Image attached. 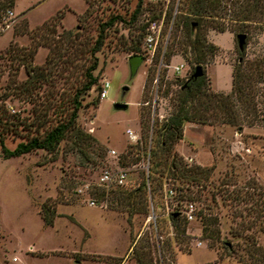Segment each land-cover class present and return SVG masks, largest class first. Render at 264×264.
I'll return each instance as SVG.
<instances>
[{
    "label": "rangeland",
    "instance_id": "374dc122",
    "mask_svg": "<svg viewBox=\"0 0 264 264\" xmlns=\"http://www.w3.org/2000/svg\"><path fill=\"white\" fill-rule=\"evenodd\" d=\"M136 1L92 0L91 12L81 18L86 0H14L9 8L12 14L2 12L0 132L5 146L13 148L35 130L28 124L32 112L42 109L47 99L53 104L57 102V91L68 89L79 78L85 53L75 57L74 47L68 46L62 31L80 28L89 39L95 34L97 22L109 11L128 17ZM176 1L143 0L142 7L147 9L139 19L150 8L161 10L158 18L163 17V21L157 45L162 52L173 42L168 61L160 55L155 62V52L150 60L141 47L144 59L130 76L127 57L131 53L116 37L123 35L122 39L127 41L135 29L120 22L117 32H110L96 52L98 64L94 73L99 76L100 88L103 81H108L106 94L100 97V90L92 87L84 95L77 120L94 137V143L73 144L70 135H66L55 152L36 149L6 158L0 148V264H134L128 254L133 242L136 246L147 243L146 259L150 264H264V123L249 125L240 120L237 126L220 120L185 122L182 137L172 144L171 152L187 165L209 168L208 176L189 183L188 198H177L176 185L186 182L166 173L159 176L158 189L150 192L149 187L156 182L151 175L157 173L150 172L146 178L152 155L147 169L143 159L144 150L150 146L151 152L154 145L151 125L168 117L182 79L200 65L207 87L229 92L231 71L239 60V51L243 50L244 58L249 59L264 53L263 15L261 21L250 22L243 49L238 48L236 34L230 30L209 29L206 40L216 46V51L212 57L206 53L210 61L204 66L194 62L190 52H182L183 31L180 25L173 24L176 12L170 23ZM168 9L171 12L167 20ZM57 12L63 14L55 25V34L59 35L48 39L45 35L49 37L51 32L41 27ZM87 38L79 36L75 45L83 47ZM44 40L48 45L43 44ZM31 46L36 47L34 64H43L49 51H61V59L69 68L63 69L61 61L59 72H53V77L36 86L33 93H25L19 88L26 78L19 54ZM75 62L78 66L70 69ZM180 63L183 67L174 72L173 65ZM152 72L155 79L146 81L144 86L147 74ZM96 97L97 104H91ZM116 101L127 103V107L114 108ZM209 117L215 119L211 113ZM12 118L25 124L14 128ZM126 128L140 135L137 143L128 138ZM137 153L139 158L132 160ZM116 160L127 168L126 181L105 194L95 186L97 176L102 168L114 167ZM144 175L148 191L147 198L144 194L145 210L130 215L126 205L112 199L113 191L136 187ZM88 193L95 198L93 205L88 203ZM42 204L54 208L51 224L42 219ZM189 205L194 214L191 219L186 217ZM172 211H178L179 219L186 221L185 236H175ZM152 213L154 219L149 217ZM204 215L216 219L211 226H216L218 237L202 235Z\"/></svg>",
    "mask_w": 264,
    "mask_h": 264
},
{
    "label": "trees",
    "instance_id": "16d2710c",
    "mask_svg": "<svg viewBox=\"0 0 264 264\" xmlns=\"http://www.w3.org/2000/svg\"><path fill=\"white\" fill-rule=\"evenodd\" d=\"M86 2L87 7L79 15V18L91 12L92 0H86ZM142 3L143 0H137L128 17L118 11H109L106 17L97 22L95 34L89 39L87 38L89 35L85 36L79 31L80 28H77L75 31L69 29L62 31L65 42H68V46L74 47L75 54H73L75 57H81L85 53L83 57L84 62L81 63L82 66L79 68V78L72 81L68 89L62 88L57 91V102L53 104L54 101L47 99L46 102H43L42 109L40 108L32 112L33 117L28 124L33 125L35 130L24 136L13 148L5 146L3 134L0 132V148L4 158L18 156L36 149L55 152L60 141L66 135H70L73 144L84 143L89 145L95 142L94 137L89 132L84 131L79 126L77 120L78 112L83 107L84 95L92 87L97 91L100 90V86L97 83L99 76L97 73H94L98 64L96 52L102 48L110 32H117V24L120 22L124 26L131 27V30L135 29V32L129 35L127 41L122 39L123 35L119 38L116 37L118 41H121L120 44L125 46L131 54H143L141 47L147 26L145 18H158L161 10L156 12L150 8L147 14L143 15L142 20L139 21L140 15L147 9L146 7H142ZM13 4L14 0H0V17L2 12L8 10ZM170 12L171 9L166 11L167 20L170 17ZM227 14H229V17H227ZM62 15V12H57L50 22L42 25V30L45 29L51 32L49 37L45 35L46 38L54 39L55 25L58 18ZM263 15L264 0H178L176 19L173 24L175 26L180 25L183 31L182 52L184 54L190 52L193 61L204 66L203 64L206 61H210V59H207L206 53L209 52L212 57L216 51V46L206 40V33L209 29L219 32L230 30L234 34L247 33L250 29V22L254 19L261 21ZM55 35L58 37L59 34ZM81 35L83 38L86 37L87 40L84 39L85 42L82 43L83 47H78V44L75 45V40ZM43 42V44L48 45L46 40ZM172 48L173 42L162 52L157 45L154 55L155 62L158 61L160 55L162 57L165 56L166 61H168L170 55L173 53ZM35 49V46L23 48L19 54L23 60L22 65L26 73V78L20 82L19 88L25 93H33L36 90V86L47 82L48 78L53 77L54 73L59 72L58 66L63 62L61 51H58V53H51L49 51L45 62L41 65H36L32 62ZM65 63L66 61L61 65L64 64L63 69L67 70L69 67ZM75 63L70 69L78 66L77 62ZM192 72H190L186 79H182L177 89V97L175 98L172 111L168 117L164 121L151 125V130L155 132V137L151 136L154 145L150 152L152 157L150 158L149 171L146 178L150 172L157 173V176L151 175L152 179L156 182L153 187H149L150 192L152 189L154 191L158 189L161 183L159 176L166 173L170 178L187 183V185L184 183L185 186L176 185L178 199L188 198L190 196L188 194L189 183L200 181L201 178L206 179L209 171V168L200 167L196 164L187 165L181 157H177L175 153L171 152L172 144L182 137V127L185 122H211L220 120L221 122L237 126H240V120L249 125L256 122L264 123V53L259 57L249 59L244 58L243 50L239 51V60L232 67L231 71V87L229 92L212 90L207 87L205 85L203 70L201 75L197 77H193ZM153 79H155L154 73H148L144 86H146V81H152ZM164 93H167V89H164ZM97 102L98 97L91 100V104L96 105ZM2 113L1 111L0 114ZM210 113L215 116V119L209 117ZM52 118H54L53 121ZM13 119H11V126H14V128L25 124L17 118V123L14 124ZM146 127L148 129V125ZM138 158L139 153L132 160H137ZM147 193L144 175V180L136 187L114 190L112 199L126 205L131 215L134 212L145 210L144 194L147 198ZM176 213L178 211L170 213L175 236H185L186 221L179 219V214ZM54 214V208L42 204L41 216L46 224L52 223ZM215 220L209 216H201L202 235L204 237H218L219 233L216 226H211V224L215 223ZM146 245L147 243L145 242L138 246L133 242L131 245L128 254L133 258L134 264H150L146 259L148 254L145 250Z\"/></svg>",
    "mask_w": 264,
    "mask_h": 264
},
{
    "label": "built area",
    "instance_id": "2783aa9c",
    "mask_svg": "<svg viewBox=\"0 0 264 264\" xmlns=\"http://www.w3.org/2000/svg\"><path fill=\"white\" fill-rule=\"evenodd\" d=\"M154 1H158V0H154ZM176 7H177V1L173 8L172 18L170 23H172V19L175 15ZM6 13L12 14V11L8 9L6 10ZM145 20L147 22V26H146V34L142 41V49L148 53L151 60V57L155 52L160 37L163 17H161L160 19L159 18L150 19L149 17H146ZM181 67H183L182 63L173 65L172 68L174 72H178ZM107 86H108V81L107 80L103 81L99 91L100 97L105 96ZM125 132L127 133L128 138L131 140V142H135V143L138 142L140 138L139 134L134 133L130 128H126ZM109 152L113 153L114 150L109 149ZM149 157H150V146H148L144 150L143 167H145L146 169L148 167ZM127 173H128L127 168L119 164V162L116 160L114 167H105L100 170L97 176V181L95 183L96 184L95 186L101 188L105 194H108L113 188L124 185L126 181ZM78 191L80 192L81 189L78 188ZM168 192L169 194H172L173 190L169 188ZM87 200L88 203L91 205L95 203V198L91 196V193L90 194L88 193ZM192 210H193L192 205H189L188 210L186 211L187 219H191L192 216L194 215ZM149 217H152V219H154V214L153 213L152 215L150 214Z\"/></svg>",
    "mask_w": 264,
    "mask_h": 264
},
{
    "label": "water",
    "instance_id": "95a60500",
    "mask_svg": "<svg viewBox=\"0 0 264 264\" xmlns=\"http://www.w3.org/2000/svg\"><path fill=\"white\" fill-rule=\"evenodd\" d=\"M245 33H238L236 34L237 39V45L239 49H243L244 43H245ZM144 59V56L142 54H130L127 57L128 66H129V74L130 76H133L141 63V61ZM202 73V67L200 65H196L193 69L192 76L197 77L201 75ZM122 89L126 90L127 86L123 85ZM114 108L116 109H125L127 107V103L123 101H116L113 104Z\"/></svg>",
    "mask_w": 264,
    "mask_h": 264
}]
</instances>
